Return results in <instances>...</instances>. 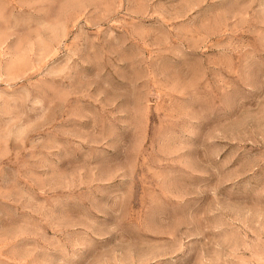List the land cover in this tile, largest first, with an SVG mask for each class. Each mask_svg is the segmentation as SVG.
Returning <instances> with one entry per match:
<instances>
[{"label":"rangeland","instance_id":"374dc122","mask_svg":"<svg viewBox=\"0 0 264 264\" xmlns=\"http://www.w3.org/2000/svg\"><path fill=\"white\" fill-rule=\"evenodd\" d=\"M0 264H264V0H0Z\"/></svg>","mask_w":264,"mask_h":264}]
</instances>
